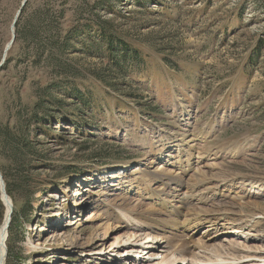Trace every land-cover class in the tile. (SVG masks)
<instances>
[{
	"label": "rangeland",
	"instance_id": "obj_1",
	"mask_svg": "<svg viewBox=\"0 0 264 264\" xmlns=\"http://www.w3.org/2000/svg\"><path fill=\"white\" fill-rule=\"evenodd\" d=\"M44 1L28 0L21 27ZM62 1L48 0L54 17ZM22 2L0 0V63ZM93 5L115 32L148 52L141 71L146 78L133 81V87L121 86L113 79L115 71H107L106 80L118 86L106 83L111 92L104 97V84L92 79V73L103 71L105 60L77 45L69 47L63 59L85 77L79 84L91 89L97 109L91 115L82 107L84 121L77 128L66 119L46 126L55 132L52 135L40 137V127L32 125L27 141L33 144L19 163L10 148L0 151L6 191L7 180L13 191L11 196L7 192L14 204L10 226L15 221L6 244V264H135L129 256L122 261L123 256L111 251L115 239L130 231L117 207L132 208L139 202L135 192L126 193L139 178L158 186L151 179L158 170H167L162 161L190 157L194 170H176L173 175L183 187L232 178L241 195L236 197L234 187L221 188L228 196L224 201L233 207L252 200L264 211V0H67L63 28L73 24L74 11L82 13ZM17 29L16 24L15 33ZM25 56L24 46L13 44L6 59L11 61L0 70L1 126L17 125L12 117L16 91L28 104L38 90L36 80L42 86L53 82L48 66L34 71ZM118 89L126 96L118 95ZM73 102L67 104L72 107ZM25 124L18 122L21 134ZM152 149L161 151L159 160ZM212 165L223 167L209 170ZM197 169L208 170V177H201ZM223 171L227 173L222 176ZM191 210L187 202L183 211ZM5 213L3 205L0 229ZM259 217L262 232L250 244L261 247L264 256V219ZM103 224L113 231L106 237L94 232ZM209 226L157 233L186 241L190 249L209 233L217 239L214 245L241 242L239 236H231L232 226L219 233ZM75 240L82 247L71 250L67 244ZM93 243L98 246L89 248ZM202 259L199 264H205Z\"/></svg>",
	"mask_w": 264,
	"mask_h": 264
},
{
	"label": "bare ground",
	"instance_id": "obj_2",
	"mask_svg": "<svg viewBox=\"0 0 264 264\" xmlns=\"http://www.w3.org/2000/svg\"><path fill=\"white\" fill-rule=\"evenodd\" d=\"M152 150L159 160V155H162L161 151L158 149ZM190 155L193 156L192 153ZM161 164L166 165L168 168L162 173L158 170L156 172L158 174L152 176L151 181L156 182L158 185H156V188L153 187L152 182H145L139 178L136 187L127 189V194L135 192L139 202L132 208L117 207L122 212L119 217H127V226L130 231L128 234L115 239L110 245L112 252H117L119 256H123L121 257L122 261H125V257L129 256V259L134 260L135 264H181L188 260V264H199L202 258L204 260L202 262H205V264H264L261 247L259 249L257 245L250 244L256 243L260 232H262L263 221L257 220V217L262 216L263 218H259L264 219V211L257 207L256 201L241 202L238 205H233V207L227 204V201H224L225 198L228 199V196L221 188L230 190V187H234L236 197L241 195L237 192L239 188L234 184V179L226 177L219 182L222 184L204 181L199 185H195L194 188L183 187L181 179L175 178L173 175L176 170L183 173L194 170L191 158L179 159L176 162L162 161ZM221 167L223 165H212L209 170ZM174 168L175 171L172 172ZM202 170H198L197 174H200L201 177L204 176L203 178L206 179L208 170ZM226 173L223 171L221 174L223 176ZM175 201H178L181 205L178 206ZM5 202V219L0 229V264H6L8 224L10 218H12L14 208L13 201L10 198L8 200L5 198ZM187 202H190L192 206V210L188 213L183 211ZM234 206L239 210L238 212H235ZM248 207H252V210L248 211ZM238 215L242 217L241 220L238 219ZM121 221H124V219ZM206 224L210 225L209 229L215 227L214 230L217 229V233L226 232L228 227L232 226L231 236H239L241 242H230L226 246L214 245L213 243L217 239L216 237L210 238L212 234L209 233L207 236L209 238L196 243L193 242L194 246L190 249L189 245L191 244H187L186 241H179L180 244L172 237L157 233L158 231L174 233L179 230H197ZM100 231L103 232L105 237L110 231L113 232L110 224L99 225L94 232L98 234ZM67 245L71 247V250L82 247L79 240L71 241ZM97 246L96 243H93L89 248L92 249ZM100 246L104 249L105 243ZM159 257H161L160 260Z\"/></svg>",
	"mask_w": 264,
	"mask_h": 264
},
{
	"label": "trees",
	"instance_id": "obj_3",
	"mask_svg": "<svg viewBox=\"0 0 264 264\" xmlns=\"http://www.w3.org/2000/svg\"><path fill=\"white\" fill-rule=\"evenodd\" d=\"M66 2L67 0L61 2V8L57 10L54 17L49 11L48 0H45L42 7L33 11L24 26L21 27V17L17 23L18 29L14 46L20 44L24 46L25 58L29 61V65L34 68V71H38V67L45 70V67L48 66V76L53 77V82L42 86L40 81L36 80L35 84L38 85V90L33 95L31 103L28 104L22 103L21 94L16 91L12 117L14 121H17V125L16 123H9L5 126L0 125V151L4 148L5 150L10 148L17 160L16 163H19L18 159L21 158L25 150L31 149L30 144L33 143L27 141V136L30 134L29 131L32 125L40 127L36 130L38 136L52 135L55 132L50 131L46 126L53 123L62 124L66 119V121L69 120L72 126L74 125L77 128L84 121L82 107L84 109L88 108L91 115L97 109V104L92 99L91 89L86 86L81 88L79 84L80 81L85 80V77L73 71L70 63L65 62L63 59L71 45H77L80 49H83L84 53L97 54L105 60V69L95 73V75L92 73V79L99 78L101 83L104 84L105 89L102 91L104 97L109 96L111 92L106 83L110 87L118 86L115 82L121 83V86L132 85L133 87V81L139 82L146 78L141 75V71H143V65L149 57L148 52L135 45L134 41H129L115 32L112 23L103 20L97 11L98 5H93L90 9L86 8L82 13L74 11L73 24L64 29L65 24L63 22H66L67 19ZM102 4L105 5L101 2L100 5ZM109 8L107 7V9ZM110 10L114 13L112 7ZM55 18H57L58 24L54 23ZM10 61L9 58L6 64H9ZM111 70L115 71L112 75L115 80L114 85L111 84L112 80H106L104 76L107 71ZM128 80L132 81L129 83ZM53 92L59 93L58 96L56 97ZM117 93L126 96L122 90L118 89ZM70 99L75 101L72 107L67 104ZM132 112L134 114L143 113H138L136 110ZM58 114H62L63 117ZM20 120L22 124L23 122L26 123L24 127L21 125L25 134H21L20 126H18ZM77 120L80 122H76ZM7 183V192L11 196L13 195L11 182L7 180ZM2 209L3 205L0 201V211ZM13 223L9 228V238L13 236Z\"/></svg>",
	"mask_w": 264,
	"mask_h": 264
},
{
	"label": "water",
	"instance_id": "obj_4",
	"mask_svg": "<svg viewBox=\"0 0 264 264\" xmlns=\"http://www.w3.org/2000/svg\"><path fill=\"white\" fill-rule=\"evenodd\" d=\"M27 3H28V0H23L21 8H20V10L18 11V13L16 15V18H15V21H14V24H13V38H12L11 42L6 47L4 57L2 59V62L0 63V70L2 69L3 65L6 62L8 51L12 48L13 44L15 43V40H16L15 26H16L21 14H22L24 8L26 7ZM0 192H1V201H2V203L4 205V207L6 208L5 198H7V200H8L9 197L7 195L6 186H5V183L3 181V177L1 175V172H0ZM10 224H11V218L9 220L8 227H10Z\"/></svg>",
	"mask_w": 264,
	"mask_h": 264
}]
</instances>
